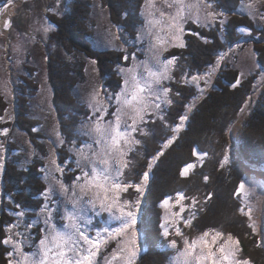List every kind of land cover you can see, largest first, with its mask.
<instances>
[{
    "label": "snow or ice",
    "instance_id": "1",
    "mask_svg": "<svg viewBox=\"0 0 264 264\" xmlns=\"http://www.w3.org/2000/svg\"><path fill=\"white\" fill-rule=\"evenodd\" d=\"M243 3V0H242ZM13 5V0H7L0 12H4ZM249 16L260 21H264V0H247L243 5ZM143 14L145 16L144 26L137 32V40L147 38L149 47L147 51L150 58L144 61H137L135 53L132 54L133 65L128 68L117 65V71L123 77L122 86L118 92L110 93L103 86L93 87L88 96V108L90 116L82 123L83 135L87 136L91 142L81 143L77 146L73 140L72 148L76 156L75 165L79 174L75 176L71 185V196L68 197L69 186L62 179H58L55 173H64L65 169L57 162L56 150L50 151L47 163L41 169L45 173L44 180L49 182V186L41 193L45 203L40 208L38 215H43L45 227L40 229L41 238L38 243L32 244V250H25L24 245L30 243L29 235L18 229H32L34 224L23 223L24 211L11 213L16 217L15 223L6 224L0 244L10 246L11 250L5 253L7 264H100L99 257L102 252L109 248L112 242L115 246L110 253L103 256V264H137L140 258L141 247L137 242L136 232V212L140 205L139 198L135 200L125 199L121 194L127 193L130 188H134L137 193L143 194V186L147 183L149 173L145 171L138 183L125 180V170L129 169L130 161L126 159L128 154L135 150L136 145L141 144V140L136 134L148 135L143 127L146 123V116L156 117L165 120L162 105L170 106L175 103L173 96H180L179 91L173 93L171 87L164 85L165 81L174 79L173 68L177 66L179 57L170 56L162 59L164 52L169 48H185V33L190 32L208 43L209 41L200 35L199 32L185 28L189 22L198 27H209L217 20L223 25L227 19V14L223 11H216L213 0H144ZM58 12V9H50ZM3 29H10L11 20L5 19L2 24ZM53 25L44 23L37 31L47 34ZM240 32H248L249 29L242 27ZM3 35V33H0ZM118 35L113 39H119ZM111 43V41H109ZM14 48L13 51H17ZM125 52L123 59H129L127 49H119ZM252 56L255 52L251 47L248 49ZM234 52L229 48L227 52L220 53L215 64L209 65L208 69L202 73L189 74L187 72L178 81L184 85H194L198 95L192 97V102L185 104V114L178 117L180 123L172 127L173 136L167 140L164 147H167L176 139V133L183 127L196 102L203 99L205 88L211 84L212 77L221 66V62L229 53ZM96 61H91L95 65ZM245 73L240 72L231 83V88H236L241 84V79ZM260 79L264 82V72L260 74ZM203 81L204 87H201ZM255 87V85H254ZM4 95H10V91L5 87ZM251 103L250 99L245 100V106ZM114 105V110H111ZM5 109V113H7ZM245 111V107L240 108V113ZM239 115V113H238ZM11 119V117H9ZM4 120L0 116V121ZM37 131V129H33ZM8 128L0 129V136L6 135ZM57 143H65L60 131H55ZM4 144L0 142V170L4 168ZM162 152H157L159 157ZM193 155L201 158L207 156L206 152H197L193 149ZM156 157L153 158V160ZM228 155L220 161L223 168L228 163ZM65 164L68 162L65 161ZM152 167L149 161L148 168ZM194 167L187 164L180 171L181 176L188 174ZM205 181L209 178L204 177ZM58 188L71 204V210L65 208V214L61 217L62 227H57L52 223V216L56 201L52 199V193ZM254 189L247 187L246 181L241 180L233 193L240 201L237 211L241 216L247 218V227L252 235L264 231V227L257 224L255 218V206L250 200ZM187 199L183 192H177L175 205H179V211H171V197H166L161 201V207L166 210V215L160 227L162 235L168 237L174 234L177 239H169L168 247L173 249L175 255L171 258L170 264H251L248 258L242 255V246L239 238L231 232L224 233L218 229H208L194 237L185 236L179 224L182 222L185 227H192V222L196 218V213L192 212L187 218L181 216L186 205L182 203ZM192 206L197 204L195 197L191 198ZM91 206L96 214L106 212L109 218L115 221V225L91 229L92 219L85 214V206ZM17 209L21 208L16 204ZM16 230V231H14ZM94 232V234H93ZM249 235V233H245ZM19 237V239H17ZM257 246H261V241H256ZM182 245V246H181Z\"/></svg>",
    "mask_w": 264,
    "mask_h": 264
},
{
    "label": "trees",
    "instance_id": "2",
    "mask_svg": "<svg viewBox=\"0 0 264 264\" xmlns=\"http://www.w3.org/2000/svg\"><path fill=\"white\" fill-rule=\"evenodd\" d=\"M101 1L107 8L109 6L113 9L116 15L127 8L135 14L139 4V0ZM241 1L213 0V3L218 11L224 12L228 11L224 3L228 2L234 10ZM89 2L90 0H62L61 12L54 16L53 22L56 26L53 36H59L57 43L63 48V52L60 56H49L48 83L52 103L58 114L60 130L65 137L69 138L74 137V127L78 126L81 116L85 113V108L72 93L78 76L83 72L81 56L83 53L87 55L95 53L93 50H85L86 44L82 41V32L87 36L90 34L84 31L85 27L90 25ZM241 19L242 21L233 22L230 27L226 25L229 21L225 22L226 29L228 28L226 35L220 33L221 27L217 22L215 26L204 27V29L193 27L195 32H199L209 42L204 43L202 39L187 33V46L182 51L171 52L176 53L179 60L177 66L173 68L174 79L168 82V85L173 93H175L174 90L179 91L188 99L182 104L174 103L167 106L163 111L164 121L156 118L154 121L156 126L150 136H147L142 144L135 146L133 151L135 157L131 156L130 167L125 175L126 181L138 183L145 171L149 173L140 199L138 223L144 235L143 247L150 250L159 249V254L157 256L154 254V258L150 257L142 263L138 259L137 264H164V251L166 252L168 238L158 229L161 219L159 202L166 197L176 198L177 192H183L187 197L185 201L188 202L189 209L185 218L192 212L196 213L192 227H185L182 222L179 224L183 233H190V229L197 231L218 229L223 232L234 229L236 232H232L236 233L240 239L244 254L249 251L248 246L251 244V242L247 244L245 233L255 238L254 241L251 240L254 252L262 248L257 246V238L247 227V218L237 211L240 201L233 195L239 180L242 175H247L246 173H254V176L264 183V82L254 81L258 74L264 72V57H259V43L255 41L253 43L259 63L255 72L241 79V84L236 88L230 89L229 81L223 74L226 70H219L213 80L215 89L207 90L203 99L196 102V107L188 113V119L183 127L175 134L176 139L164 147L165 142L173 136L172 127L180 123L178 117L185 114L184 105L192 102V97L198 95L193 90L186 91L185 85L178 81L185 72L195 74L206 71L215 61L214 57L227 51L229 46L239 38L238 29L254 26L251 19L247 20L244 17ZM135 22L130 20V23ZM250 37L252 40H257L252 34ZM113 52L109 55L107 51L102 57L98 56L101 55L99 53L93 55L99 60L102 73L110 76H113L110 70L113 69L115 61L120 60L121 57L119 52ZM231 81L235 82V78L232 77ZM249 99L252 101V112L250 111L247 117L241 116L240 108L243 107L245 100ZM25 110L26 108L19 109L24 113ZM239 120L242 124L241 130L246 135L240 134L237 140L235 136L231 138L229 134L232 126L238 124ZM36 122L35 118H26L24 115L18 118L16 124L24 126L28 132H31L30 126H34ZM32 140L36 145L39 144L36 139L32 138ZM258 147L263 148L256 149ZM193 149L207 153L202 163L199 156L193 155ZM157 152L162 154L157 157ZM225 153L229 157L228 163L221 168L220 161ZM154 157L156 158L153 160ZM149 161H152L150 169ZM190 161H193L194 167L188 171L187 175L181 176V166ZM41 164L42 160L37 155L26 162L23 160L17 162L10 156L5 157L2 170L4 177L1 180L2 196L11 195L13 204L17 203L22 207H29L30 204L38 206L44 187ZM6 174L9 181L6 179ZM205 176L209 178L207 181L204 179ZM193 197L197 201L195 206H192L191 202ZM3 202L4 199L1 200L2 207ZM2 217L0 215V219ZM6 224H9L7 220L0 225V228Z\"/></svg>",
    "mask_w": 264,
    "mask_h": 264
},
{
    "label": "rangeland",
    "instance_id": "3",
    "mask_svg": "<svg viewBox=\"0 0 264 264\" xmlns=\"http://www.w3.org/2000/svg\"><path fill=\"white\" fill-rule=\"evenodd\" d=\"M246 3L247 0H243V3L241 1L239 6L236 7L237 9L234 10L231 8L232 5H230L228 2L224 3L228 9V11H224L227 14L226 21L230 22L226 23L228 27H230L235 21H242L241 17H244V19L247 20L251 19L254 26L246 27L249 29V31L240 32L239 38H237L236 41L231 44V46H229V48L234 49V52L229 53V55L225 57V60L221 62V66L216 70L215 75L212 77L211 84L205 88V92L209 89H215L213 80L219 70H226V72L223 74L224 77L229 81L228 87L232 83V77L236 78L240 72L245 73L243 78L252 72H255L259 63L256 52L253 48L254 41L260 45L259 57H264V21H260L258 16L255 19L249 16L247 10L243 6ZM61 4L62 0H13V5L7 9L3 16L2 14L0 15V33H3V35H0V116L4 117V120L0 121V129L5 127L9 129V132L6 135L0 136V142H3L4 144V157L7 158L10 156L17 162L20 160L26 162L29 161L30 158L32 159V157L37 155L41 158L42 164L44 162V165L42 166L41 164L40 168H44L46 166L50 151L54 148L56 150L57 162L65 169L62 175L60 173H55V175L58 179H62L63 182L69 186L70 190L67 196L70 197L72 194V181L75 179V176L79 174V170L75 165L76 156L74 152L69 151V149L73 146V140L76 141L77 146H79L81 143L91 142L87 136L83 135V129L81 128L82 123L87 121L91 114L90 109L88 108L89 93L93 87H99L101 85L103 86V89H107V91L110 93L118 92L122 86L123 77L120 73H118L117 65L128 68L134 63L132 60L133 53H135L137 61L149 59L150 53L147 51L149 47V40L146 37L137 40V32L144 26L145 22V16L143 14L144 0H139L138 8L136 9L135 14H132L131 9L127 8V10H124L117 15L114 14V10L109 8V6L107 8V6L101 0H90V25L88 24L84 29V31L90 34L87 36L82 32V41L86 44L85 50H93L97 55L98 53L101 54L98 55L101 57L107 51L109 55L114 53L113 51H116L121 54V57L120 60L115 61L113 69L110 70L113 76H110L102 73L99 60L96 56H93L95 53L89 55L84 53L82 54L81 57L83 58V72L78 76L72 93L76 100L85 108V113L81 116L78 126L74 127V137H65L60 130L58 114L52 103L51 89L48 83L47 60L49 56H60L63 52V48L57 43V41L60 39L59 36H53L55 35L53 31L56 30V26L53 23L55 20L54 16L60 14ZM50 9H58L59 11H51ZM215 10L218 11L216 8ZM261 11H264V8H262ZM5 19L11 20L10 29H3L2 24ZM130 20L136 22L130 23ZM216 22L221 27L220 33L222 35L223 33L226 35L228 28L226 29L225 23L221 25L219 20ZM216 22L211 26H215ZM44 23L53 25L52 30L47 34H45L42 30L37 31V29H39ZM193 27L204 29V27H198L191 22L185 25L186 30L190 29L191 31H195V29H192ZM187 33L190 32L186 31L185 33L184 39L186 43L188 42V35H186ZM251 34L257 40H252L250 37ZM115 35H118L120 38L113 39V36ZM109 41H111V43H109ZM17 46H19L18 50L13 51V49L17 48ZM249 47H251L252 51L255 52V56H252L251 53H249ZM121 48L127 49V55L129 57L127 61L123 59L125 52L119 50ZM182 49L169 48L168 51L163 53L161 58L167 59L173 55L177 56L176 53L171 52L174 50L182 51ZM217 56L214 57L215 61ZM93 60L96 61L95 65L91 64V61ZM215 61L211 65L215 64ZM188 66L190 65L188 64ZM260 74H258L254 81H261ZM168 82L170 81L164 82V85L167 87H169ZM5 87L10 91V95L7 97L4 95ZM201 87H204L203 81H201ZM185 88L186 91L193 90L198 94L194 85H185ZM229 88L232 89L231 87ZM174 91L177 92L176 90ZM173 97L176 105L182 104L184 100L188 99V97H185V95L182 93L178 97ZM251 104L252 101L250 106H245V104L243 105V107H245V111L240 113L241 116L247 117L250 111L252 112ZM166 107V105H162L163 111ZM25 108V113L19 111V109ZM5 109L8 110L7 113H5ZM111 110H114V105L110 111ZM24 115L26 118H35L37 120L34 126L29 125L31 132H28L24 126H19L16 124L18 118ZM158 116L159 113H157L156 117L151 115L146 116V123L143 125V127L147 130L148 135L143 137L139 133L136 134L137 138L141 140V144L144 142L147 136H150L152 130L156 126L154 121L156 118H158ZM9 117H11V119H9ZM237 123L238 124H234L232 126V130H230L231 132L229 135H231V138L235 136V138L238 140L240 134H246L241 130L242 124L240 123V120ZM26 125H28V123ZM34 128L37 129V131L34 132ZM57 130L60 131L63 139L65 140V143L62 145L57 143L55 136V131ZM32 138L36 139V141H39V144L36 145ZM262 148L263 147H258L256 149L261 150ZM132 155L134 156L133 151L128 154L126 159L131 161ZM65 161L68 163L65 164ZM189 163L193 164V161L187 162L186 164L182 165L181 168L183 169ZM127 170L128 169L125 170V175ZM246 174L247 175H242V178L239 180V182L244 180L246 181L247 187L254 189V193L250 196V200L255 206V218L257 224L264 227V183L255 177L254 173ZM44 175L45 173L43 172L42 177H44ZM3 177L4 171L2 172V170H0V215L3 216L0 219V225H2L5 220H7L9 224L15 223L16 217L11 215V213L16 211H24L25 215L22 218V224L32 223L33 221L36 222L32 229L26 230L23 228V226L18 229L19 231L25 232L26 235H29L30 243L25 244L24 248L25 250L31 251L32 244L38 243V240L41 238L42 234L40 229L45 227L43 223V215H38L40 208L45 203L44 198L41 196L38 206H33L30 204L29 207L21 206V208L17 209L15 207L17 203L13 204V197L11 195L7 194L4 197L2 196L1 180H3ZM7 177L8 175L6 174V179ZM7 181H9V178ZM43 181L44 187L42 191H44L51 182H46L44 178ZM121 195L125 199L129 200H135L136 198H139V200L141 199V194L137 193L134 188H130L127 193H122ZM2 199H4L3 207L1 205ZM52 199L56 201V205L54 206L51 222L57 225V227H62L63 221L61 217L65 214L66 207L71 210V204L66 196L59 192L58 188L52 193ZM164 199L165 198L162 200ZM161 201L159 202L161 219L158 229H160L162 232L163 230L161 229L160 225L166 215V210L161 207ZM174 201L175 198L170 201V204H172L171 211L178 212L179 205H175ZM182 203L186 205L184 212L181 213V216L185 218V214L189 209V204L185 200L182 201ZM139 208L140 207L134 210L136 212L135 227L137 232V242L141 247V259L139 258V260H141L140 262L142 263L143 261H146V259H150V257L154 258V254L157 256L159 254V249L150 250L143 248L142 241L144 240V235L141 232V226L138 223ZM85 214L92 219L91 229L106 227L109 225L114 226L116 223L115 221L110 220L109 214L106 212H101L97 215L96 212L92 210L91 206H85ZM8 218L11 219L9 220ZM4 227L5 225L0 228V239H2L5 235ZM232 231L236 232L234 229H232ZM232 231H225L224 233L227 234L231 232L238 238L236 233ZM201 232L203 231L190 229V233L184 234L188 237H194ZM246 237L247 239H245L247 244H249L248 242H251V244L248 246V248H250L247 253L244 254L242 252L243 257L248 258L251 264H264V231H261L255 235L257 240H260L262 244V248L256 249L260 254L253 251L254 247L251 240L253 239L254 241L255 238L251 236ZM166 238H168L167 240L175 238L178 240V242L181 240L180 237H176L174 234H170ZM17 239H19V237H17ZM114 246L115 242H112L109 248L102 252V255L99 257L100 264H103V256L110 253L111 248ZM165 249L166 252L164 251V264H170L171 258L175 255V252L173 249L168 247V243L166 244ZM10 250V246L0 244V264H7V257L5 253Z\"/></svg>",
    "mask_w": 264,
    "mask_h": 264
},
{
    "label": "flooded vegetation",
    "instance_id": "4",
    "mask_svg": "<svg viewBox=\"0 0 264 264\" xmlns=\"http://www.w3.org/2000/svg\"><path fill=\"white\" fill-rule=\"evenodd\" d=\"M16 1V0H14ZM19 1V0H18ZM7 3V0H0V8H3L4 4ZM7 10H5L4 12H0V15L2 14V16L6 13ZM210 27V26H209ZM49 58H47L48 60Z\"/></svg>",
    "mask_w": 264,
    "mask_h": 264
},
{
    "label": "bare ground",
    "instance_id": "5",
    "mask_svg": "<svg viewBox=\"0 0 264 264\" xmlns=\"http://www.w3.org/2000/svg\"><path fill=\"white\" fill-rule=\"evenodd\" d=\"M227 168V167H226Z\"/></svg>",
    "mask_w": 264,
    "mask_h": 264
}]
</instances>
